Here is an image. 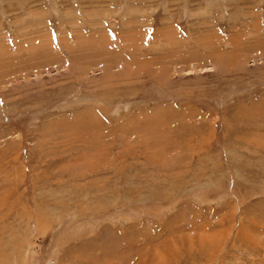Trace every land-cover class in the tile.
Segmentation results:
<instances>
[{"label":"rangeland","instance_id":"obj_1","mask_svg":"<svg viewBox=\"0 0 264 264\" xmlns=\"http://www.w3.org/2000/svg\"><path fill=\"white\" fill-rule=\"evenodd\" d=\"M0 264H264V0H0Z\"/></svg>","mask_w":264,"mask_h":264}]
</instances>
